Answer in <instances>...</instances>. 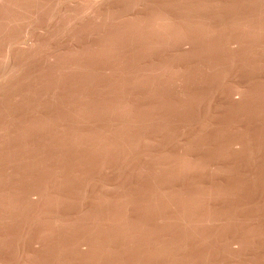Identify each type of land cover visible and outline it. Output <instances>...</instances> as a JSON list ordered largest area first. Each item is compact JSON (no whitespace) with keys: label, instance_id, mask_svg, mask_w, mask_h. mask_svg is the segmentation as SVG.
I'll list each match as a JSON object with an SVG mask.
<instances>
[{"label":"rangeland","instance_id":"rangeland-1","mask_svg":"<svg viewBox=\"0 0 264 264\" xmlns=\"http://www.w3.org/2000/svg\"><path fill=\"white\" fill-rule=\"evenodd\" d=\"M0 264H264V0H0Z\"/></svg>","mask_w":264,"mask_h":264}]
</instances>
